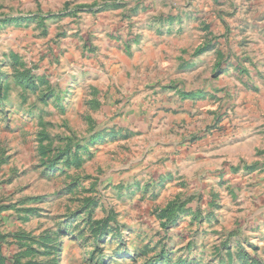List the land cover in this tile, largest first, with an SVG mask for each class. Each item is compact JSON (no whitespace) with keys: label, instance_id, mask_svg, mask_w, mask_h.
I'll use <instances>...</instances> for the list:
<instances>
[{"label":"rangeland","instance_id":"1","mask_svg":"<svg viewBox=\"0 0 264 264\" xmlns=\"http://www.w3.org/2000/svg\"><path fill=\"white\" fill-rule=\"evenodd\" d=\"M0 264H264V0H0Z\"/></svg>","mask_w":264,"mask_h":264}]
</instances>
